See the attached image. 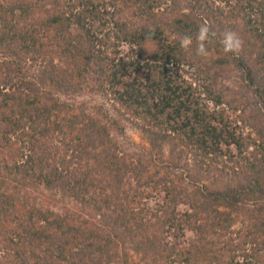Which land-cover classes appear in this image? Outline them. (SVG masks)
I'll list each match as a JSON object with an SVG mask.
<instances>
[{"label":"trees","instance_id":"16d2710c","mask_svg":"<svg viewBox=\"0 0 264 264\" xmlns=\"http://www.w3.org/2000/svg\"><path fill=\"white\" fill-rule=\"evenodd\" d=\"M0 50V264H264V0H0ZM85 87L139 151L104 101L61 98ZM39 185L99 222L29 202Z\"/></svg>","mask_w":264,"mask_h":264},{"label":"rangeland","instance_id":"374dc122","mask_svg":"<svg viewBox=\"0 0 264 264\" xmlns=\"http://www.w3.org/2000/svg\"><path fill=\"white\" fill-rule=\"evenodd\" d=\"M122 20H127L128 24H140L142 21L141 19H137L131 15V12L127 9H124L122 12L120 11V16ZM117 18V20H118ZM116 20V21H117ZM119 22V21H117ZM145 49L150 52L153 49V45L150 41H146L144 44ZM120 50L122 53H125L128 50V45L125 42L120 44ZM12 57H6L0 50V68L5 67L9 61H11ZM8 61V62H7ZM190 70V69H189ZM31 71H33L31 69ZM192 71V69H191ZM29 76V75H27ZM189 76V75H188ZM61 98L65 100H87L94 103H99L104 101V106L108 111V116H113L116 121L119 122L121 125L122 131H119V126L114 127L111 130V137L113 138L119 152L122 153H136L139 151L138 148L140 146L146 144V140L142 137L141 131L135 127L131 121L129 120L128 115H120L116 112V110L111 106V101L107 100V98L100 93H95V89H91L89 87H85L80 93L78 94H61ZM128 118V119H127ZM247 125L243 126L241 129L242 131L246 132L248 129ZM2 127H0L1 131ZM134 156V155H133ZM186 173H184L185 175ZM25 192V191H24ZM23 192V193H24ZM29 196V202L37 205L40 208L51 210L58 214H69L78 215L80 219L85 218L91 221L99 222L100 216L92 209L91 206H81L76 203L74 200L70 198L63 197L60 192L56 190H48L44 188L42 185L34 187L33 189H29L26 191ZM150 205L153 207L155 206L154 201L150 200ZM186 209L187 206H180ZM241 219V217H240ZM241 223L240 220H237V223L232 226V229L236 230L238 227L240 228ZM235 234H232L234 236ZM195 234L192 231L185 230V241L193 242ZM140 259V255L134 253L133 251H128L126 256L127 264H134L138 262Z\"/></svg>","mask_w":264,"mask_h":264},{"label":"clouds","instance_id":"9594fccd","mask_svg":"<svg viewBox=\"0 0 264 264\" xmlns=\"http://www.w3.org/2000/svg\"><path fill=\"white\" fill-rule=\"evenodd\" d=\"M216 33L212 31L210 25L203 24L198 29L197 34V55L204 56L207 54L206 51V42L210 39L211 36H215ZM220 44L224 52L226 53H238L242 48V40L239 35L231 30H226L220 38ZM190 45V38L185 37L182 41V46L187 48Z\"/></svg>","mask_w":264,"mask_h":264}]
</instances>
